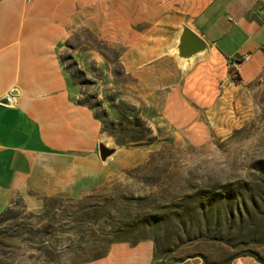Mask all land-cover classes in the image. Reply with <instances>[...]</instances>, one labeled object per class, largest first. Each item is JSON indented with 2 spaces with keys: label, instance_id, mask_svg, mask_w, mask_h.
<instances>
[{
  "label": "crops",
  "instance_id": "1",
  "mask_svg": "<svg viewBox=\"0 0 264 264\" xmlns=\"http://www.w3.org/2000/svg\"><path fill=\"white\" fill-rule=\"evenodd\" d=\"M181 25L207 46L184 74L165 50ZM82 31L107 39L140 95L199 138L208 129L204 114L225 111L233 86L264 71V0H0V212L16 199L36 206L44 197H77L142 159V150L124 148L99 156L100 140L109 139L103 120L79 100L63 57L71 50L86 75L100 64L89 43L68 46ZM104 60L110 75L116 61ZM82 264L206 263L160 262L154 242L143 239L112 242ZM223 264L261 263L242 255Z\"/></svg>",
  "mask_w": 264,
  "mask_h": 264
},
{
  "label": "rangeland",
  "instance_id": "2",
  "mask_svg": "<svg viewBox=\"0 0 264 264\" xmlns=\"http://www.w3.org/2000/svg\"><path fill=\"white\" fill-rule=\"evenodd\" d=\"M81 41L101 59L86 75L71 50L63 55L79 100L102 118L109 145L144 154L77 197L14 200L0 212V264H82L112 242L143 239L160 262L198 256L219 264L250 249L264 264V71L233 86L225 111L204 114L199 138L140 95L107 39L82 31L68 46ZM104 58L116 61L110 75Z\"/></svg>",
  "mask_w": 264,
  "mask_h": 264
},
{
  "label": "water",
  "instance_id": "3",
  "mask_svg": "<svg viewBox=\"0 0 264 264\" xmlns=\"http://www.w3.org/2000/svg\"><path fill=\"white\" fill-rule=\"evenodd\" d=\"M173 56L181 74L187 73L193 65L207 56L206 43L188 27L181 25L174 35L172 44L165 48ZM237 64L239 61L236 62ZM118 146L109 145L100 140L98 145L101 160H106L118 150Z\"/></svg>",
  "mask_w": 264,
  "mask_h": 264
},
{
  "label": "trees",
  "instance_id": "4",
  "mask_svg": "<svg viewBox=\"0 0 264 264\" xmlns=\"http://www.w3.org/2000/svg\"><path fill=\"white\" fill-rule=\"evenodd\" d=\"M145 143H146V142H145ZM242 255H249V256H252V257H254L259 263L263 264V262H262L260 256H259L255 251L250 250V249H249V250H245L244 252L241 251V252H238V253H236V254H233V255H231V256L225 258L224 260H222L219 264L227 263V262L231 261L233 258H235V257H237V256H242ZM98 257H100V256H98ZM96 258H97V257H96Z\"/></svg>",
  "mask_w": 264,
  "mask_h": 264
}]
</instances>
